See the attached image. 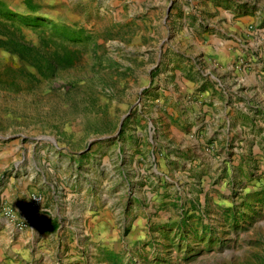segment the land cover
<instances>
[{"label": "rangeland", "instance_id": "rangeland-1", "mask_svg": "<svg viewBox=\"0 0 264 264\" xmlns=\"http://www.w3.org/2000/svg\"><path fill=\"white\" fill-rule=\"evenodd\" d=\"M257 3L0 0V202L37 192L50 210L24 230L0 220V264H264V107L209 130L223 106L166 93L199 72L213 6ZM235 45L241 67L264 65Z\"/></svg>", "mask_w": 264, "mask_h": 264}, {"label": "crops", "instance_id": "crops-1", "mask_svg": "<svg viewBox=\"0 0 264 264\" xmlns=\"http://www.w3.org/2000/svg\"><path fill=\"white\" fill-rule=\"evenodd\" d=\"M211 9L214 15L211 18L206 36L202 39L196 37V40H192L193 46H195L193 54L200 61L197 64L199 72L194 73L192 79H187L183 71L177 70L175 76L177 87L170 88L166 93L174 97V102L192 101L197 110L202 105L223 106L225 118L220 119V116L214 112L211 116L210 112L205 121L209 122L207 128L209 130L221 129L223 124L225 126L223 130L229 131L232 116L229 111L232 106L246 102L256 103L264 107V65L261 62H256V58L253 56L254 61H251L249 66L241 67L239 63L244 55L240 54L241 52L235 45L239 42L248 41L249 46L245 48L247 55L251 54L249 47L255 46L254 48L260 49L259 55L262 56L264 50L259 45L261 40L258 39L254 30L249 31L248 26H252L254 23L255 25H262L264 28V4L249 5L238 17L229 14L227 16L226 13L223 14L222 12L220 14L219 7L213 6ZM201 62H207L209 69L206 68L205 70L206 66L202 65ZM207 75L212 84L206 82L202 87L204 77L207 80ZM214 81L218 84L216 85ZM201 124L202 122H196L194 128L200 127ZM180 134L185 135L181 131L176 132L174 130L173 135L175 137ZM101 203L97 200H90L80 211L84 210L85 207H87L85 213L90 212L91 209L94 210L97 213L93 216L94 223L97 227L104 228L106 225L101 211ZM59 216L61 219V215ZM1 223L14 228L4 219L1 220ZM102 244L106 245L104 242Z\"/></svg>", "mask_w": 264, "mask_h": 264}, {"label": "built area", "instance_id": "built-area-1", "mask_svg": "<svg viewBox=\"0 0 264 264\" xmlns=\"http://www.w3.org/2000/svg\"><path fill=\"white\" fill-rule=\"evenodd\" d=\"M253 30L261 40L259 45L264 48V28L254 27ZM49 215L50 210L44 204L43 195L37 192L31 193L21 209L14 208L5 201L0 202V220L8 221L17 230L37 225L42 220L48 219Z\"/></svg>", "mask_w": 264, "mask_h": 264}, {"label": "water", "instance_id": "water-1", "mask_svg": "<svg viewBox=\"0 0 264 264\" xmlns=\"http://www.w3.org/2000/svg\"><path fill=\"white\" fill-rule=\"evenodd\" d=\"M124 118H125V116H124Z\"/></svg>", "mask_w": 264, "mask_h": 264}]
</instances>
